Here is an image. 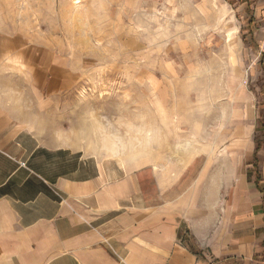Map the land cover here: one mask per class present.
Returning a JSON list of instances; mask_svg holds the SVG:
<instances>
[{"label": "rangeland", "instance_id": "374dc122", "mask_svg": "<svg viewBox=\"0 0 264 264\" xmlns=\"http://www.w3.org/2000/svg\"><path fill=\"white\" fill-rule=\"evenodd\" d=\"M249 1L0 0V111L137 170L154 203L221 200L264 47Z\"/></svg>", "mask_w": 264, "mask_h": 264}, {"label": "crops", "instance_id": "0c3cea01", "mask_svg": "<svg viewBox=\"0 0 264 264\" xmlns=\"http://www.w3.org/2000/svg\"><path fill=\"white\" fill-rule=\"evenodd\" d=\"M249 2L261 21L264 0ZM257 52L221 200L154 203L137 170L46 144L0 111V264H264V47Z\"/></svg>", "mask_w": 264, "mask_h": 264}, {"label": "trees", "instance_id": "16d2710c", "mask_svg": "<svg viewBox=\"0 0 264 264\" xmlns=\"http://www.w3.org/2000/svg\"><path fill=\"white\" fill-rule=\"evenodd\" d=\"M258 146L260 145V142H258V144H257Z\"/></svg>", "mask_w": 264, "mask_h": 264}]
</instances>
